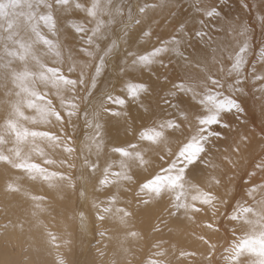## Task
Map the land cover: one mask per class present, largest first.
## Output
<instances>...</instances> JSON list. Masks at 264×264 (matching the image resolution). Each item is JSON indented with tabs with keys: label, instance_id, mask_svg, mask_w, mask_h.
I'll return each mask as SVG.
<instances>
[{
	"label": "snow or ice",
	"instance_id": "6c2138e0",
	"mask_svg": "<svg viewBox=\"0 0 264 264\" xmlns=\"http://www.w3.org/2000/svg\"><path fill=\"white\" fill-rule=\"evenodd\" d=\"M179 3L0 0V20L7 7L27 8L0 24V170L5 192L39 210L27 222L48 247H61L39 219L50 208L66 222L64 247L90 232L114 242L112 258L97 246L92 264H135L131 243L149 236L140 264H173L164 229L172 235L189 226L201 229L194 235L203 251L180 248L177 260L264 264V135L251 174L239 171L252 143L247 134L227 146L224 167L210 158L233 119L247 123L243 97L253 88L264 122V49L255 55L253 25L228 18L229 0H191L200 27L177 16L160 35L152 14L170 8L172 15ZM257 9L264 29V0ZM209 21L222 39L205 31ZM194 38L206 49L201 58L185 54ZM109 68L115 83L102 88ZM37 183L50 192L48 208L46 196L25 187ZM55 264L68 261L58 252Z\"/></svg>",
	"mask_w": 264,
	"mask_h": 264
},
{
	"label": "rangeland",
	"instance_id": "374dc122",
	"mask_svg": "<svg viewBox=\"0 0 264 264\" xmlns=\"http://www.w3.org/2000/svg\"><path fill=\"white\" fill-rule=\"evenodd\" d=\"M114 1L117 2V5H118V3H120V4H123L125 6H128L129 2H130V0H114ZM136 1L137 0H131V4L135 5L137 3ZM182 1L183 0H180V5L184 4V6L177 7L178 6L177 5L175 7V11L173 12V15L169 14L167 16V14L170 13L171 9L167 8L169 11H165V10H167V9H165L163 11V12H165V15L161 14L162 15L161 19L163 17H165V16L166 17L163 18L162 21L160 19V13H159L158 16H157V11L152 14V16L156 15L158 17V18H156L154 20V23H153V25L155 26L156 23L158 22V24L156 25L157 27H154V26L153 27L157 29V32L160 35H162V32L161 33L159 32V31L162 30V26L165 25L163 27L165 28L167 26V29H168L169 28V25H168L169 23L168 24H166V23L168 21L169 22L172 21L171 17L173 18L175 15H178V17L181 18V19H183V18L185 19L186 18V20L191 21V22H187L189 24L190 28H194L195 25H197L196 28L200 27L199 20H198V17L196 16V14H195V11H193L189 7V5H190L189 2L191 0L190 1L189 0L188 1L184 0L183 2ZM116 2H114V3L116 4ZM141 2H143V0H141ZM149 2H150V0H149ZM184 2H186V3H184ZM248 2L252 6L251 9H245V8H242L240 6L241 3H243V0H229V3L227 5H225V7H224V11L226 12V14H227L229 19L242 21L245 25L251 24V25H253L255 27V30L252 33V35L254 36L255 55L258 57L260 49H264V29H261V27L258 24L257 19H256V16L259 14L258 9H257V5L259 4L260 0H248ZM81 3H89V0H86L85 2H84V0H81ZM115 4H114V6H115ZM7 8H8V10H7ZM7 8H6V10H7L6 12L9 13V10H11V13L14 14V16H13L12 14L9 13L10 15L13 16V17L12 16L9 17V18L12 17V19H17L19 13L27 11L26 7H17V9L15 7L14 11L17 10V12L15 11L17 16H15V13L13 12V9L11 7H7ZM178 8L179 9L183 8L182 10H185V9L188 8V10H185L186 11V16H185V13H184L185 11L183 12L180 9L181 10V12H180V10ZM158 10L160 11L162 9H158ZM163 12H161V13H163ZM166 12H167V14H166ZM179 12L181 13V15H180ZM188 12H189V15H188L189 18L187 19ZM190 12H191V14H190ZM73 15H79V14L74 12ZM6 16H7V13H6ZM6 18L4 19V23L5 24H7V20L9 19V18H7V19ZM21 18L23 19V17H19V19H21ZM175 18H176V16H175ZM159 19H160L161 23L159 22ZM192 22H193V25H191ZM210 22L211 21L208 22V26L209 27L207 29L210 28L209 30L212 32L211 34L217 40L222 39V36H216V31H215L216 22L215 21H212L211 23ZM212 23H213V25H211ZM0 24H3L2 20H0ZM159 25H160V28H158ZM4 26L7 27V25H4ZM167 29H166V31H167ZM207 29L205 28V31ZM171 30L172 29H170V31ZM162 31H164L163 35H167L170 32V31L166 32L165 30H162ZM189 35L191 36L192 33L190 32ZM192 44H193V49H192ZM200 44L201 43H199L198 40L194 38V41L192 40L191 43L186 45V46L190 45V48L187 47L188 49L186 48L185 51H190L191 55L194 56L195 49L197 50V48L199 47L198 50L196 51V54H197L196 56H198L197 58L203 57V56H205V54H207V52H206V49H204V45L202 44L200 46ZM149 47H150V45H149ZM202 50L204 51V53H203ZM207 51L210 53L211 49L209 48ZM187 53L188 52H186L185 54H187ZM249 56H252V53H249ZM172 63L175 64L176 67L179 69L180 66L178 64H176L175 60H173ZM253 63H255V61H253ZM110 70H111V68H109V71H108L107 75L105 77H103V83L101 84L102 88L109 87L111 83H115L114 81H112V75L113 74H112V72ZM105 81H106V84H105ZM117 93L119 94V89L114 94H117ZM243 100H244L245 107L247 109V112H246L247 123H241L240 119H236V120L233 119L232 125H231V129L222 130V133L226 136V139L224 141H221V142L218 141L216 143V147L213 148V152L210 153V158L215 163L219 164L221 167H224V157L229 155V149L227 148V146L229 144H231L233 139L236 138L237 133H239L241 135L247 134L249 137H251L252 143L245 150L244 157L240 161L241 169L239 171H240L241 175H243L244 172H247V173L251 174L253 171H258V166H259L260 161H261L260 139H261L262 135H264V134L261 133V127H264V122H262L260 108H259V104H258L259 95L256 94L255 88H253L252 91L248 95L244 96ZM157 103H158V98H154L153 99L154 107L156 106ZM113 107H115V106H113ZM156 110H157V113H161V109L159 107H157ZM230 119H231V117H230ZM233 158L235 159V157H233ZM228 167L230 168L231 166L229 165ZM209 170L211 171V169H209ZM225 170H227V169H225ZM1 171L2 170H0V174L2 176L3 175V171L2 172ZM229 174L231 175V173H229ZM256 179L259 180L260 177L257 176ZM237 183H240V181L237 180ZM243 183L245 185L247 184V178L244 179ZM0 186H1L0 187V212H1L0 213V264H3L4 260L5 261H9V262L12 261V262H10V264H22V262H24L26 259L31 260L33 262V264H55V259H56V256H57L58 252H59L60 255H62L68 261V264H88V263L92 264V262H94L95 259H96L95 254L97 252V246H99V248L105 250V259L112 258V255H113V251L112 250H113V247H114V242L113 243H109V240L107 239V235L105 237H101L98 234V232L95 233V234L90 232L89 233L90 235L88 234L90 236V238H89V236H86V237L75 236L74 237V244H73L71 250L69 248L63 246L64 245V243H63L64 240L61 239V237H65V234H64L65 233V225H64V223L66 224V222L63 220L62 217L58 216L56 212H52L51 209L48 208V205L52 202V201H50L51 200V195H50L49 190H47L46 187L44 188L42 186L39 189L40 192L38 190V191L32 193V195L46 196L47 197V199L45 200L43 206L45 208H48V211L50 213V219H49V224L46 223V225L48 226V230L50 232H52L54 235L57 236L58 241L56 240L55 243L60 244L61 247L57 250L53 246V248H52V250L50 252V255L45 254L44 251H43L44 248L46 247L45 244H40L39 243L34 248L33 247H29L30 241H32V239L35 240V230L32 229L31 225L27 222V221H29V219L26 217V213L23 212V211L21 212L22 220H20V222H23V226L25 228L29 229V230L26 229L24 231V233H23V236H22V233H20V231H18V232L14 231V235L10 236V234H9L10 232L9 231L11 229V221L9 223V221H8L9 219L7 218V216L5 214V209H4V204H3V196H2V193H3V190H2L3 181L2 180H0ZM37 192H39V193H37ZM242 193H243V185H241L240 194H242ZM237 199L239 200V195L237 196ZM161 209L157 210V211H159L158 214L160 213V211H161V213H163V209L162 210ZM2 216H4V218ZM1 218L4 219V220H2ZM51 223L55 224V225L53 226ZM58 223H60V225ZM8 224L10 225V229H9V227L7 229L4 227L5 225H8ZM135 225H136L135 226L136 229L147 231L146 224H142V223H139L137 221V223ZM57 226H59V227H57ZM162 226H163V224H161V227ZM194 227L193 226L191 227L190 235H188L187 238H186V240L191 245L189 243L184 245V243H183L182 244V246L184 245L183 249H186V250H189V251L195 250L196 248L199 249V244L195 240L194 234H195V232L198 233L201 229H199L197 227L194 228ZM3 229H5V230H3ZM192 229H193V231H192ZM6 230H7V232H6ZM194 230H195V232H194ZM167 231H168V229L166 231L164 229V237H163L162 240H164L166 237H169ZM2 232H4V233H2ZM16 233H18V234L16 235ZM193 236H194V238H193ZM151 238L152 237H150V236L149 237H145L144 239L140 240L142 243L139 241L138 245H137L138 242H136V241H133L131 243V247L134 249V251H136L135 252V264H140L141 261L145 260L150 255L149 244H150V241L152 240ZM79 239H82V240H79ZM191 240H192L193 244H192ZM162 243H163V241H162ZM221 244H223V241H221ZM21 245L23 246V248H22ZM139 245L140 246L142 245V247H140ZM170 245H171V243L169 244V242H168L167 245L164 244V247L165 248H169ZM135 246H136V248H135ZM190 246H191L192 249L190 248ZM6 248L8 249V251H7ZM32 248H33V252L35 250H38V253L37 254H35V252L33 253L32 252ZM25 250H27V251H25ZM63 250H65V251H63ZM199 250L203 251L202 248L199 249ZM222 250H223L222 247L218 246L217 257H216L217 259H219L220 252ZM62 251H63V253H60ZM66 251H67V254H66ZM68 251L69 252L71 251V252L69 253ZM153 251H154V249H153ZM198 254H199V252L197 253V255ZM25 256H26V258H25ZM40 260H42V261H40ZM181 264H193V261L191 259L182 260Z\"/></svg>",
	"mask_w": 264,
	"mask_h": 264
},
{
	"label": "bare ground",
	"instance_id": "6f19581e",
	"mask_svg": "<svg viewBox=\"0 0 264 264\" xmlns=\"http://www.w3.org/2000/svg\"><path fill=\"white\" fill-rule=\"evenodd\" d=\"M86 0H84V2H85ZM184 1V0H183ZM182 1V2H183ZM188 1V0H187ZM190 1V0H189ZM114 2H116V1H114ZM137 2V1H136ZM184 3H186V2H184ZM189 3H191V1L189 2ZM115 4V3H114ZM120 3H118V5H119ZM115 5H117V2H116V4ZM134 5V4H133ZM179 6H184V4L183 5H180V3H179V5L177 6V7H179ZM187 7V6H186ZM12 9H13V12L15 13V16H17V14H16V12H17V10H15L14 11V9H15V7L13 8V7H11ZM10 8V9H11ZM16 9H17V7H16ZM165 9H167V8H165ZM165 9H162V10H160L161 12H163ZM179 9V8H178ZM177 9V10H178ZM181 10L183 9V8H180ZM179 9V10H180ZM185 9V8H184ZM7 10H8V8H7ZM6 10V11H7ZM176 10V11H177ZM181 10H180V12H181ZM185 10H188V8L187 9H185ZM185 10H182L183 12L185 11ZM190 10V9H189ZM159 10H157V16L159 15V13H160V19H161V17H162V15L161 14H164L165 15V12H163V13H161ZM165 11H169L168 9L167 10H165ZM171 11V10H170ZM175 11V10H174ZM194 11V10H193ZM179 12V13H180ZM192 12V11H191ZM191 12H190V14H191ZM7 13V18H9L10 16H14V14L13 13H11V10H9V13L10 14H12V15H10L8 12H6ZM185 13V16H186V11L184 12ZM9 14V15H8ZM166 14H167V12H166ZM169 15V13L167 14V16ZM173 15V14H172ZM180 15H181V13H180ZM179 15V16H180ZM189 15V12H188V14H187V16ZM12 16V17H13ZM156 15H154L153 17H155L154 18V20L156 19V18H158ZM176 17L178 16V15H175ZM175 16L172 18L171 17V19L173 20L174 18H175ZM12 17L11 18H9L8 20H11L12 19ZM166 17V16H165ZM165 17H163V18H165ZM6 18V19H7ZM162 18V19H163ZM168 18V17H167ZM189 18V16L187 17V19ZM160 19H159V22H160ZM162 19H161V21H162ZM184 19V18H183ZM7 20V21H8ZM21 20H22V18H21ZM165 21V20H164ZM163 21V22H164ZM187 22H191V21H189V20H186ZM6 22V21H5ZM156 22V21H155ZM212 22V21H211ZM210 22V23H211ZM2 23L4 24V25H7V24H5L4 23V20H2ZM161 23V22H160ZM159 23V24H160ZM168 23H170L169 21L166 23V24H168ZM158 24V22L156 23V25ZM154 26V27H157V26ZM169 25V24H168ZM189 25V24H188ZM191 25H193V22L191 23ZM211 25H213V23L211 24ZM163 26H165V25H163ZM162 26V30H165L166 31V29H167V26L164 28ZM5 27V26H4ZM197 27V25H195V27L194 28H196ZM209 26H208V24L206 25V29L208 28ZM158 28H160V25H159V27ZM170 27L167 29V31H170ZM210 29V28H209ZM209 29H207L208 30V32H210V33H212ZM157 30V29H156ZM159 31L160 33L162 32V35L164 34V31ZM206 30V31H207ZM166 31V32H167ZM171 32V31H170ZM190 34V33H189ZM193 41H194V39H193ZM194 43V42H193ZM202 44H200V46H201ZM187 47H189L190 48V45L189 46H186V48ZM199 48V47H198ZM198 48H197V50H198ZM188 49V48H187ZM192 49H193V44H192ZM196 49H195V54H194V56L195 57H198V56H196L197 54H196V51H197ZM203 51V50H202ZM186 52H188L190 55H191V52L190 51H186ZM185 52V53H186ZM187 53V54H188ZM203 53H204V51H203ZM186 54V55H187ZM206 55V54H205ZM201 58V57H200ZM109 71V70H108ZM111 71V70H110ZM108 79V78H107ZM106 79V80H107ZM110 80V79H109ZM105 84H106V81H105ZM118 90V89H117ZM116 90V91H117ZM118 94V93H117ZM217 164V163H216ZM2 172V171H1ZM2 177V178H1ZM0 180H2L3 181V187H2V190H3V193H2V196H3V204H4V209H5V214H6V216H7V218L9 219L8 221H9V223H10V221H11V225H15L16 227L14 228V227H11V229H10V227H9V229H10V236L12 235H14V231H16V232H18L19 231V224L21 223L20 222V220H22V217H21V212L23 211V212H25L26 213V217L30 220L31 219V212L32 211H39L38 209H35L34 208V203L29 199V198H26V197H23V196H20V195H12V194H8V193H6L5 192V188H4V185H5V176H4V174L1 176V174H0ZM1 187V186H0ZM25 187H27L28 188V190H29V193L32 195V193H34V192H36V191H38L39 189H40V187H41V185L40 184H34V185H28V184H25ZM43 187V186H42ZM45 188V187H44ZM39 192H40V190H39ZM39 192H37V193H39ZM49 195V194H48ZM49 201V200H48ZM51 201V200H50ZM158 210H160V209H158ZM162 210V209H161ZM159 212V211H158ZM1 213V212H0ZM160 213H161V211H160ZM165 216H166V213H165ZM3 218H4V216H2ZM2 219V218H1ZM39 219L44 223V224H46V223H48L49 224V219H50V213H49V211H45V212H43V213H41L40 214V216H39ZM2 220H4V219H2ZM7 220V219H6ZM58 220V219H57ZM137 223V222H136ZM52 224V223H51ZM59 225H60V223H58ZM63 224V223H62ZM9 225V224H8ZM53 226L55 225V224H52ZM64 225H65V223H64ZM62 226V225H61ZM136 226V225H135ZM144 226V225H143ZM5 227V226H4ZM57 227H59V226H57ZM163 227V226H162ZM191 227L192 226H189V227H187L186 229H184V230H174L173 231V234L172 235H169V230L167 231L168 232V235H169V237H166L164 240H162L163 241V243L165 244V245H167L168 244V242H169V244L171 243V245H170V247L169 248H172V247H175V249H176V252H175V254H173V255H171L170 256V258L173 260V264H181V261L182 260H177V255H178V251H179V249L180 248H183V246L184 245H186V244H188L189 242L186 240V238H187V236L188 235H190V229H191ZM194 227V226H193ZM195 228V227H194ZM27 228H25L24 227V231L26 230ZM3 230H5V229H3ZM27 230H29V229H27ZM51 230V229H50ZM146 230V229H145ZM167 229H165V231H166ZM52 231V230H51ZM64 231V230H63ZM192 231H193V229H192ZM199 231V230H198ZM197 231V232H198ZM201 231V230H200ZM199 231V232H200ZM5 232V231H4ZM4 232H2V233H4ZM6 232H7V230H6ZM194 232H195V230H194ZM193 232V233H194ZM21 233V232H20ZM196 233V232H195ZM18 233H16V235H17ZM63 234V233H62ZM65 234V233H64ZM63 234V235H64ZM15 235V236H16ZM90 235V234H89ZM88 235V236H89ZM167 235V236H168ZM19 236V235H18ZM22 236H23V233H22ZM195 236V235H194ZM194 236H193V238H194ZM79 237V236H78ZM164 237V236H163ZM4 238V237H3ZM9 238V237H8ZM33 238V237H32ZM89 238H90V236H89ZM10 239V238H9ZM152 239V238H151ZM150 239V240H151ZM190 239V238H189ZM34 239H32V241H30V245H31V247H36L37 246V244H45L44 243V241H43V237L41 236V234L39 233V232H35V240L33 241ZM79 240H82V239H79ZM86 240V239H85ZM91 240V239H90ZM149 240V239H148ZM147 240V241H148ZM57 241H58V239H57ZM162 241H161V243H162ZM141 242V241H140ZM149 242V241H148ZM191 242H192V240H191ZM59 243V242H58ZM64 243V242H63ZM142 243V242H141ZM184 243V245L182 246V244ZM198 243V242H197ZM74 244V243H73ZM135 244V243H134ZM139 244V241H138V243H137V245ZM190 244V243H189ZM192 244H193V242H192ZM199 244V243H198ZM14 245V244H13ZM46 245V244H45ZM150 245V244H149ZM191 245V244H190ZM18 246V245H17ZM22 246V245H21ZM140 246V245H139ZM195 246V245H194ZM20 247V246H19ZM113 247V246H112ZM140 247H142V245L140 246ZM139 247V248H140ZM22 248H23V246H22ZM26 248V247H25ZM33 248H32V252H33ZM52 248L53 247H48L47 245H46V247L44 248V253L45 254H47V255H50V252H51V250H52ZM75 248V247H74ZM135 248H136V246H135ZM138 248V249H139ZM189 248V247H188ZM190 248H191V246H190ZM189 248V249H190ZM7 249V248H6ZM10 249V248H9ZM36 249V248H35ZM67 249V248H66ZM192 249V248H191ZM197 249V248H196ZM199 249H201L200 248V245H199ZM58 250V249H57ZM71 250V249H70ZM136 250V249H135ZM203 250V249H202ZM7 251H8V249H7ZM25 251H27V250H25ZM60 251V250H59ZM63 251H65V250H63ZM63 251L62 252H60V253H63ZM113 251V250H112ZM35 252V254H37L38 253V250H35L34 251ZM33 252V253H34ZM56 252V251H55ZM69 252V251H68ZM71 252V251H70ZM69 252V253H70ZM136 252V251H135ZM202 252V251H201ZM5 253V252H4ZM9 253V252H8ZM7 254V253H6ZM66 254H67V251H66ZM112 254V253H111ZM4 255V254H3ZM2 255V256H3ZM8 255V254H7ZM33 255V254H32ZM9 256V255H8ZM40 256V255H39ZM198 256H199V254H198ZM11 257V256H10ZM41 257V256H40ZM25 258H26V256H25ZM28 258V257H27ZM46 258V257H45ZM109 258V257H108ZM34 259V258H33ZM42 259V258H41ZM12 260V259H11ZM44 260V259H43ZM5 261V260H4ZM40 261H42V260H40ZM10 262H12V261H10ZM187 262V261H186ZM43 263V262H42ZM88 263V262H87ZM89 264V263H88Z\"/></svg>",
	"mask_w": 264,
	"mask_h": 264
}]
</instances>
